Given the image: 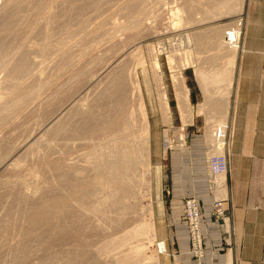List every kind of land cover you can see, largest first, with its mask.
Segmentation results:
<instances>
[{"label": "rangeland", "instance_id": "1", "mask_svg": "<svg viewBox=\"0 0 264 264\" xmlns=\"http://www.w3.org/2000/svg\"><path fill=\"white\" fill-rule=\"evenodd\" d=\"M38 1L39 2L42 1V2H40V3H42L40 6L43 7V10L45 12L50 11V12H52V14L54 13L53 14L54 16L58 12L55 17H53V15L51 14L50 19L51 18L52 19L51 20L48 19V21L50 20L49 23L47 22V20H46V22L44 21L45 24H47V23L49 24V25H45V27H47L45 30H44L45 27L44 28L42 27V26H44V24H42L43 20L41 22L39 21L38 12L36 13V15H37V17H36L35 10H32L34 8L33 5H32L33 8H32V6H30V7H28L29 9L25 8V9H23V11L19 9V12L16 15L17 18H16V16L12 17V16H14V15H12L13 13L5 12V10L0 11V21H1V19L4 20L9 15V19L7 17L5 19V21L1 22V24H0L1 25L0 28L4 30V31L3 30L1 31V29H0V31H1L0 32V39L1 38L3 39V37L6 35L4 37V40L6 41L8 39L6 41V42L9 41L8 43H10V41H11V44H12L11 47H15L17 44L19 46L20 44L26 42V40L28 43L32 42V44H40V42L42 43L44 41L48 47L50 46L48 48L50 50L48 51V49H47L48 52H47V54L44 55V59H43V60L47 61V64L45 65L46 71H45L44 77L46 78L47 83L50 82L49 88L43 94V98L44 99L47 98V102L44 104L42 103L40 105V107L38 105L31 106L30 107L31 109L29 108V112L31 111V114L29 113L28 116L25 115V117L22 115L21 116L19 115V117L15 118L16 122H13V123L9 122L8 124H6L7 122H0V152H1L0 153V156H1L0 157V161H1L0 162L1 163L0 164V212H1L0 213V264H10V263L13 264L15 262L14 257L24 258V257H28V255H30V256L34 255V256H32V257L29 256V258H27V261H24V263H20V264H36V263L40 264L42 262H43L42 264H45V263L47 264L48 262H50L52 264L53 263L54 264H113L114 263L113 259L123 258L122 253H126V251H124L125 247L128 248L131 245H137L138 243H140L142 241V239H141L142 237H138V238H135L133 236L121 237L123 234L128 232L130 230V228H132L134 226L133 224H135V225L138 224L140 222V220H142V219H146V220L150 221L151 223L155 224L156 229H157L156 239H154L155 242H154V240L152 243L149 242L150 238L146 239V237H145V239L143 238L144 241L141 242L144 244H146L145 242H147V244L145 246H149V247H147V248H149L148 249L149 251L147 250L146 253L144 252V255L142 257V258H145V259H143L145 261V262H143V264H148V263L149 264H180V262L178 263L176 260V252H174L172 240H170V233L172 232V227H171V223H170L169 217H168V209H167L168 208V195H167L168 186H167V179H166L169 155L177 147H180V146L181 147H187V146H190L191 144H193L194 141H203L204 145H205V156H206L207 169H208V154L210 153V150H211L210 141L212 138L211 137L212 134H209V133H211V131H213L214 128L217 127L218 125L221 127H226V125H229V126L232 125L233 116H234L235 81H236V75H237V70H238V60H239L240 49L237 52L236 50H232L233 48L229 49V48L225 47V45H226L225 39H226V33L229 30L234 31L237 34L241 33V39H242V36L244 33L243 17L245 14V7H246V1L247 0H236V1L235 0H227V1L226 0H155V1L154 0H146V2L144 0L145 3L143 2V0H140V1L139 0H115V1L114 0H102L100 2H99V0H96V2H94L95 0L94 1L88 0V2H86L87 0H81V1L80 0H74L75 2L77 1L78 4H82V6L77 8L78 10L76 8H74L76 3L72 5V3H74L73 0H72L73 2L70 0L71 1L70 4H69V0H62V1H60V0L59 1L58 0L57 1L56 0H37V2ZM46 1H47V4H44V3H46ZM123 1H125V2H123ZM137 1H138V3H137ZM1 2H3V0H0V4H1ZM66 2L68 4H66ZM89 2H91V3H89ZM97 2H99V4ZM148 2H150V3H148ZM54 3H55V5H54ZM35 4H36V2H35ZM85 4H86V6H85ZM149 4L150 5L153 4V5L150 6ZM50 5H51V7H50ZM52 5L54 6V8H55V6L57 8L58 7L59 8L54 9ZM68 5L70 6L69 8H68ZM135 5H137V6H135ZM238 6H239L240 11H238V9L236 10V8H238ZM84 7L86 8V10L88 12L85 10ZM130 7L134 8L133 11H131V12H130V10L132 8L130 9ZM148 7H150V8H148ZM70 8L73 9V12H72V9L70 11ZM82 9H84V10H82ZM24 10H26V12H24ZM27 10H30V12ZM53 10H56V11H53ZM76 10H77V12L75 14L74 11H76ZM81 10H82V13L80 12ZM177 10H178V12L180 10V12L177 13ZM2 12H4V13H2ZM132 12H134V13H132ZM136 12H138V13H136ZM6 13H9V14L6 15ZM127 13H128V15H127ZM142 13H144V14H142ZM25 14H29L30 16L25 15ZM138 14H139V19H140L139 21H142V24L137 26V27H133L130 30L127 29L129 27L125 28L124 25L129 23L130 18L133 17L134 15L137 17ZM34 15H35V17H34ZM93 15L95 16V18L93 17ZM1 16H2V18H1ZM57 16H59L60 19L57 18ZM104 16H105V18H104ZM28 17H30V18H28ZM20 18H21V20H20ZM56 18L59 20H56ZM16 19H18L17 23L15 21ZM30 19H32V20L28 23V21ZM112 19H113V21H112ZM25 20H26V22H24ZM114 20L117 23L118 22L119 23L116 24V22ZM54 21H55V23H54ZM122 21L123 22L126 21V22L123 23ZM86 22H87V24H85ZM90 22H91V24H89ZM98 22H99V24H98ZM6 23H9V24H6ZM52 23H54V24H52ZM79 23L81 24V26ZM5 24L8 25L7 27L11 28L13 33H12V31L9 30L10 28H7L5 26ZM51 24H52V26H51ZM115 24L119 25V26H123V27L115 29V26H114ZM82 25H83V27H82ZM3 27H6V29L8 31L6 29H4ZM14 27H19L18 29L15 28V33H14ZM37 27H39V28H37ZM40 27L42 29H40ZM49 27L53 31L50 30ZM144 28H146L147 30ZM149 28H150V30H149ZM16 29L18 31H16ZM5 30L7 32H9V31L10 32L6 33ZM19 30L20 31L23 30V32H20ZM27 30H28V32H27ZM115 30H117V31L120 30V32H119V35L117 34L119 37L115 38V40H114L110 37H111L112 33H116ZM30 31H31V36L29 33ZM35 31H36V33H35ZM121 31H125V32H121ZM4 32L6 34L3 36ZM38 32L42 35H40ZM44 32H47V33L45 34ZM49 32H50V34H49ZM81 32H83L85 34H83ZM17 33L18 34L21 33V34L18 35ZM89 33H90V35H89ZM140 33H142V34H140ZM14 34H16V35H14ZM71 34H74V36ZM102 34H104V36ZM9 35H10V37H9ZM26 35L29 38H27ZM86 35H88V36H86ZM138 35H139V37H138ZM32 36H35V37H32ZM38 36L40 39H38ZM56 36H58V37H56ZM98 36H99V39H98ZM128 36L130 38H128ZM46 37H48V38H46ZM70 37H72L71 40H69ZM122 37H123V39H122ZM10 38H11V40H10ZM13 38H15V39H13ZM42 38H44V39H42ZM95 38H96V40H95ZM60 39H62V41ZM64 39L66 40V42ZM117 39H119L120 41L117 42L118 41ZM130 39H131V41H130ZM48 40H50V41L48 42ZM12 41H14V43ZM21 41H22V43H20ZM56 41H58V42H56ZM63 41L65 44H67L68 48L62 54V56H60L61 58H59L58 55L56 54V50L53 48H55L54 46L57 45V43H63ZM124 41H126V43ZM128 41H129V43H128ZM49 43H50V45H49ZM114 43L116 46H114ZM4 44H6V43L4 42ZM89 47L91 49H89ZM117 47H119V48H117ZM138 47H140V49ZM219 47H221V48H219ZM135 49L137 50V53L139 54L138 57L140 56L139 57L141 59L140 61L141 62L143 61V62L140 64L141 67L138 66L139 68L137 69V71L133 72L135 67H136L135 66L136 64L133 61V59L130 58L129 53L136 51ZM71 50H73V51L75 50V52H72ZM121 51L123 52V54L125 52V56H121V58L118 59L117 54L119 55L120 54L119 52H121ZM122 52H121V54H122ZM32 54L28 53V55H30V58L32 60L35 58H36V61L41 59V58L36 56L37 55L36 53H32ZM31 55L33 57H31ZM98 56H100V57H98ZM114 56H115V58H114ZM79 57H80V59H79ZM94 57H96L97 59ZM30 58L28 56V59L31 62L32 60ZM37 58H38V60H37ZM47 58H48V60H47ZM62 58H64L63 61H62ZM66 58H67V60H66ZM77 58L79 61L76 60ZM122 58H123V60H121ZM116 60H119L118 61V64H119L118 69H115L114 71L112 70V71L108 72V74L105 73L106 66L113 64ZM231 60H232L233 64H230ZM110 61H112V62H110ZM70 62L73 64V66ZM120 62H121V64H120ZM57 63H58V66H57ZM64 63L66 64L65 65L66 67H63ZM31 64L33 65V62ZM70 64H71V66H70ZM157 64L159 67L158 69H157V67H155V65H157ZM94 65H95V67H94ZM123 65L126 67V70L124 69L125 67ZM60 66H62V67H60ZM81 67H83V68H81ZM33 68L36 69V68H38V66L36 67L33 65ZM127 70H129V71H127ZM74 71H76V72H74ZM115 71H116V73H115ZM123 71H125V72L127 71V73L124 72L126 74V76L129 74L128 76H129V80L132 83V86H133V84H135V86L133 87L134 90L137 88L136 85L138 86V83L140 86V88L138 86L139 89L137 88L136 91H134V90H133L134 92L132 91L133 95L139 91L138 95H140V96L137 97L136 95H134V99L132 97V99L129 101V104L127 105L128 107H126V108L128 111L131 112L130 114L132 115L133 119H134V117H136L135 119H138L139 113H136V112H137L138 108L141 107L140 110H138V112L141 111V114L146 115V118H145V116H143V120L147 121L148 126H150V131L148 132V135L146 136L147 142H146L145 146L143 148H140V146H139V150L137 149V160H138L137 166L135 164V166L138 167V170H137L138 175H140V176L144 175L145 172L143 173V171H142L144 169V167H146L145 170H147L148 172H146V175H145L146 178L143 181L136 183L135 185L128 186V185H126L125 182L121 183L122 185L120 183H117V185L114 184L113 189L116 190L117 192L124 194V195H127L128 190H129V194L127 196H125L124 200H123L124 205H125V210H124L125 212H122L121 217H120L121 219L118 218L120 215L115 212L114 214L110 215V217L103 218V222L101 219L102 217L100 218V220H101L100 223L103 226V228H100L99 230L94 229L92 227L87 228V225L86 224L84 225V222H82V217L85 215L86 209H89V207H91L90 205L88 207V204H90V203L92 204L93 202L96 201L97 198H99L96 196V194L95 195L92 194V193H95L94 191L99 189V183H98V181L95 182L97 179L94 177L95 174L93 171L87 172V174H85V175H87V177L83 176V178H80V179H84V181H82V183H84L86 180H89L92 182V183L90 182V185H89V187H91L90 190L88 191L86 189V191H85V188H83L82 186L80 187L78 185V183L80 184L81 181H80L79 177H75L74 171L76 169L82 168V167H84L86 169L89 165L88 164L89 163L88 158H90V156H92V160H94L96 158L95 155H100L101 153L104 152V149H105L104 146H109V149H111L112 152L114 153L115 151H117L119 149L120 146H122V144L115 146L114 143L110 142V144L108 145L106 143L107 139L104 138V136H102V135H94V136H88L87 135L86 137H83V138L80 135L75 136V135H77L76 131H77V128H78L79 123H80L79 118L77 117L78 116V110L80 108L79 105L81 102H83L86 99H89L92 96L91 97L92 99H90V100L91 101H93L94 99L96 100V102L94 101L95 106L99 107V105H100L101 107H104L106 105L105 102H106L107 98L112 99V98H109L110 96L108 93H110V91L107 90L108 87H112V85L114 86V84L117 83L116 80H118V79H120V77H122L121 74L123 73ZM58 72H59V75H58ZM85 72H86V74H85ZM224 72H225L226 76L223 75ZM104 73H105V75H104ZM203 73H204V75H203ZM214 73H217V74H215V76H214ZM82 74L85 76H82ZM115 74H116V76L114 77ZM199 74L200 75L202 74L203 76H205V74H207L205 76L206 80L204 79V81L206 82L204 87L205 88L207 87V91H208L207 93H205L203 90L204 89L203 85H202L203 83L199 79V76H200ZM218 74L221 75V77H219ZM79 75H81V76L79 77ZM91 75H93V76H91ZM112 75H113V77H112ZM91 77H92V80H91ZM71 78H72V80L74 78V80L76 82L72 81ZM111 78L112 79L114 78L112 80L113 82L115 81L112 85H111V83H109L112 81L108 80ZM211 78H212V80H208ZM2 79H3V73L0 75V80H2ZM52 80H53V82H52ZM135 80H136V82H135ZM69 81H71L72 83H69ZM103 81H104V86L106 89L104 88V86L102 84ZM87 82H88V85H87ZM80 83H82V84L80 85ZM85 84H86V86H85ZM94 87H97V88L94 89ZM98 87L100 90L98 89ZM102 87H103L104 91L102 90ZM183 88L187 91L188 100H189L188 105L186 103L187 106L184 109L185 112L180 110L181 108L179 105V101H180L179 95L181 92H184ZM54 89H57V90H54ZM109 89L112 91L111 88H109ZM52 91H53V93H52ZM90 91H92V92H90ZM100 91L102 93L103 92L104 93L106 92V93L105 94L103 93V96H102V94H99V93H101ZM140 91H141L142 95L140 94ZM97 92H99V93L97 94ZM86 93L88 94V96L85 95ZM106 94H108V95H106ZM192 94H193V99H192ZM105 95L108 97H106ZM220 96H222V97H220ZM84 97H86V98L84 99ZM140 97H142V98L140 99ZM80 98H81V100H80ZM99 98H100V103L98 101ZM73 99H74V101H73ZM70 100H71V102H70ZM193 100H194V102H193ZM87 101H89V100H87ZM108 101H110V100H107V103H108ZM141 102H143V104ZM98 103H99V105H98ZM139 103H140V105H139ZM102 104H104V105H102ZM141 104H142L143 108H142ZM71 105L72 106L74 105V106L72 107ZM135 105L137 107H135ZM62 107H65L63 109V111H62ZM70 107H72V108H70ZM131 107H132V111L134 112L135 115L130 110ZM37 108H39V109H37ZM76 108L78 109L76 111L77 114H75L76 112L74 113V109L76 110ZM71 109H73V111ZM110 109H112V108H110ZM68 110H70L72 113L70 111L68 112ZM112 110H114V109H112ZM142 110H145L146 113L143 112ZM112 112L117 113V111H112ZM116 113H114V115ZM66 114H67V116H66ZM69 114H71V115H69ZM133 115H134V117H133ZM67 117H69V118H67ZM58 118H60V119H58ZM63 118H66L67 120L64 119V121H63ZM57 119H58V121H57ZM75 119L76 120L78 119L77 122H79V123H77L75 121ZM49 120H50V122H49ZM45 121H48V122H46V124H45ZM219 121H221V122L223 121L221 124H224V126L219 124L218 123ZM57 122H58V124H56ZM59 122L60 123L62 122V123L60 124ZM73 123H75V124H73ZM139 123H140L139 121H138V124L136 123L137 124L136 129L138 130L137 135L141 131V128H138ZM39 124L41 127L39 126ZM43 124H44L45 128H44V126H42ZM29 125H31V126H29ZM35 125H37L36 128H38V129L33 128V127H35ZM49 125H52L54 127L52 128V126H51V129H50ZM55 127L57 129H55ZM71 128H74V129L72 130ZM14 129L15 130L17 129V130L15 131ZM64 129H66V130H64ZM32 130H34V131L31 132ZM47 130H48L49 134L46 133ZM53 130H55L56 132H54ZM51 131H52V133H51ZM61 131H63V132H61ZM66 131H67V133H70V131H71V133L76 132L75 134H73L74 136H71L73 141H72V139L67 140L68 137L66 136V134H67ZM134 131H136V130H134ZM64 132H65V134H64ZM56 133H58V135H59L57 138H56V136H57ZM31 134L32 135L34 134V135L31 136ZM51 134L56 135L55 137H54V135H53V137L51 136L53 138V140H52V138L49 137ZM30 136H31V138H29V140H28V137H30ZM60 136L61 137L65 136V137H63L61 139ZM48 137H49L50 141H48L49 140ZM76 137L78 139H76ZM33 138H35V139H33ZM43 138H45V139H43ZM64 138H66V139L64 140ZM24 141H25V143H24ZM27 141H28V143H27ZM35 141H37V142L35 143ZM42 142H44V143H42ZM68 143L71 145H74V147L69 146ZM21 144H22V147H20ZM66 144H68L66 147L67 151L65 148ZM33 146H34V148H32ZM69 147H71L70 150H69ZM47 148H48V150H47ZM102 148H104V149H102ZM14 150L15 151L17 150V152L14 153ZM63 150H64V152H61ZM94 151H95V153H94ZM101 151H103V152H101ZM105 151H108V150L106 149ZM27 152L29 155H27ZM35 152H36V155L38 157L35 155ZM13 153H14V155L16 154L15 157H14ZM48 154H50V155H48ZM90 154H93V155H90ZM7 155H8L9 160L6 161ZM31 155L32 156L34 155L35 157L34 156L32 157ZM4 156H5V158H4ZM1 158H3L4 160H2ZM36 158H37V160H36ZM21 159H22V161H21ZM19 160L22 163H25L26 165L22 164V163H18V162H20ZM92 160L90 159V161H92ZM16 162H17V164H20V165H17L15 170H10L11 166L13 167L14 165H16ZM85 162L87 163V166H86ZM140 162H142V164H140ZM35 163H37V164H35ZM77 164H79V165H77ZM139 164L141 165V167L143 166L142 167L143 169L141 167H139L140 166ZM9 165H11V166H9ZM66 165H68L69 167ZM35 170H37V171H35ZM33 171H35L36 174ZM208 171H209V169H208ZM56 174H58V175H56ZM36 175L38 177L41 176L40 178L42 180V183L39 184L38 187H36L35 183H34L36 181V178H33ZM67 178H69L68 181L70 183L71 182L74 183V184L72 183V187L68 181L66 182ZM76 178L78 181L76 180ZM22 179L24 181H22ZM52 179L54 180V182ZM64 180H65V182H64ZM65 183H67L66 184L67 186L65 185ZM4 184L6 186H4ZM210 184L212 186L211 193H212L213 202H214V199L216 198V193H214V191H213V189H214L213 188L214 187L213 178H211ZM74 185H77V186H74ZM227 186H228V183H227ZM69 187H71V188H69ZM75 187H77V188L79 187L80 191H78L77 188L75 189ZM42 188H43V190H42ZM73 189L77 190V191H74ZM49 190H50V193H48ZM92 190H93V192H92ZM118 190H120V191H118ZM226 190H227V193H226L227 199H226L225 203L228 201V198H229L228 187H226ZM60 191H61V194H60ZM87 192L92 194V196L88 195L89 193H87ZM100 193H101V191L99 193H97L98 196ZM30 195L34 196V200H33L34 202L29 203V201H28V203H27L24 199L27 196H28V198H30L31 197ZM93 195H94V197H93ZM124 195H122V196H124ZM89 197L96 198V199H93L95 201L91 200V202H89L90 201ZM100 197L102 198L101 195H100ZM84 198L87 200V202ZM187 199H190V198H186L185 200H187ZM185 200L183 201V207H184ZM79 201H81L82 203L81 202L79 203ZM84 202H86V203H84ZM50 204L52 206H50ZM66 204H68V206ZM46 205L48 206L47 207V209H48L47 214L52 216V217H50L51 220L53 218V220L51 221L52 225H55V223L58 222L60 224L59 225L60 229L58 231V228H59L58 227L57 230L54 231L52 228L53 226L51 227V223H49L50 225L47 224L46 226L40 224L39 227L41 229H39V227L36 226L38 229L35 227L34 230L32 229V231H35V233L40 232V234L42 236L40 237V239L38 241L34 237H33V239L28 237L29 238V241H28L29 244L27 242H26L27 246H26V244H24L25 247L27 248V250H26L23 247H21L22 245L20 246L18 244L23 239V237H24V239L25 238L27 239V236L25 235V234H28L27 232H29L28 235L31 234V232L29 231L30 226H29V221H28L27 215H29L31 213L29 211H31L32 208L34 211L35 208L36 209H38L39 207L44 208ZM65 205H66V207H65ZM82 205L86 208L82 207V210H81L80 207ZM200 205H201V203H200ZM212 206H213V204H212ZM58 207H61V208L58 209ZM64 209L67 211H65ZM49 211H51V212H49ZM82 211H84V212H82ZM81 213H83V215ZM212 213H213V210H212ZM117 214H118V216H115ZM67 215L69 218L67 217ZM212 217H213V215H212ZM95 218L97 219V216ZM98 218H99V216H98ZM229 218H230V224H231V217L229 216ZM67 219H69V220H67ZM109 220H113L115 222L117 220V222L116 223L113 222L111 224V226H109L108 224L111 223V222H109ZM120 220H122L123 223ZM107 222H109V223H107ZM118 222H120V223H118ZM184 222L186 224L185 213H184ZM106 223H107V225H106ZM220 223L223 225L222 222H220ZM186 228H187V225H186ZM230 228L231 227L229 225V233H230ZM127 229H129V230H127ZM61 230H63V231H61ZM202 230H203V227H202ZM225 230H226V228H225ZM187 231H188V228H187ZM18 232H19V234H18ZM229 233L226 231V234H229ZM21 236H23V237H21ZM55 236H56V238H55ZM188 236H189V231H188ZM203 237H204V232H203ZM119 239H122V240L118 241ZM39 241H40V243H39ZM22 242H24V241L22 240ZM148 242L150 243V245ZM110 243H112V244H110ZM161 243H165V247H166V249H165L166 251L162 252V253L160 252V248H159ZM108 244H110V245H108ZM113 244H115V246ZM112 246H114V250L110 251L109 253H106L104 251H100V248H102V247H107L111 250ZM204 246H205V238H204ZM20 247L22 249H24V250H22L23 252L26 251L25 252L26 254L24 253L25 255L21 252ZM74 248H77V249H74ZM226 248H227V243L225 245V249ZM34 249L37 252H35V251L32 252L34 254L28 253ZM189 249H190V255H191L190 236H189ZM205 251H206V249H205ZM38 253H39V255H38ZM54 253H55V255H54ZM48 254H49V256H48ZM82 254H84L85 256ZM96 254H98L100 258L98 256H96ZM153 256H154V258H153ZM49 257H51V258H49ZM56 257H59V259ZM44 258L45 259L47 258V259L45 260ZM55 258L57 259L56 261H54ZM192 258L194 260H196L198 264L199 263L203 264L202 260L199 262L197 259H195V257L192 256ZM50 259H52V260L50 261ZM158 260H159V263L157 262ZM146 262H148V263H146ZM119 264H121V262H119ZM128 264H132V263H128Z\"/></svg>", "mask_w": 264, "mask_h": 264}, {"label": "bare ground", "instance_id": "2", "mask_svg": "<svg viewBox=\"0 0 264 264\" xmlns=\"http://www.w3.org/2000/svg\"><path fill=\"white\" fill-rule=\"evenodd\" d=\"M57 1V0H56ZM59 1V0H58ZM60 1H62V0H60ZM72 1V0H71ZM70 0H69V4H70V2H71ZM74 1V0H73ZM72 1V2H73ZM81 1V0H80ZM79 1V2H80ZM89 1H91V0H89ZM92 1H94V0H92ZM100 1H102V0H99V2ZM115 1V0H114ZM140 1V0H139ZM155 1V0H154ZM227 1V0H226ZM236 1V0H235ZM35 2H36V4H35ZM40 2H42V1H40ZM39 1L37 2V0H3V2H1V8H0V11H2V10H5V12H10V13H13L12 15H14V16H12V17H15L16 15H17V13L19 12V9L20 10H22L23 11V9H25V8H27V9H29L28 7H30V6H34V8H33V6H32V10H35V15H36V13L38 12V15H39V21L41 22L42 20V24H44V26H42L43 28L45 27V25H49L48 23L50 22V20L52 19H50V16H51V14H52V12H50V11H47V12H45L44 10H43V7L42 6H40L42 3H40ZM85 2V1H84ZM86 2H88V0L86 1ZM94 2H96V0L94 1ZM93 2V3H94ZM99 2H97L98 4H99ZM123 2H125V1H123ZM143 2H144V0H143ZM145 2H146V0H145ZM144 2V3H145ZM57 3V2H56ZM76 3V4H75ZM89 3H91V2H89ZM102 3V2H101ZM137 3H138V1H137ZM148 3H150V2H148ZM154 3V2H153ZM44 4H47V1H46V3H44ZM51 4V3H50ZM53 4V3H52ZM66 4H68L67 2H66ZM73 4H75V7L74 8H79L80 6H82V4H78V2L76 1H74V3H72V5ZM231 4V3H230ZM54 5H55V3H54ZM97 5V4H96ZM102 5V4H101ZM108 5V4H107ZM120 5V4H119ZM131 5V4H130ZM141 5V4H140ZM144 5V4H143ZM150 5V4H149ZM153 5V4H152ZM152 5H150V6H152ZM178 5V4H177ZM44 6V5H43ZM53 6V5H52ZM85 6H86V4H85ZM133 6V5H132ZM135 6H137V5H135ZM139 6V5H138ZM231 6V5H230ZM240 6V5H239ZM239 6H238V8H236V10L238 9V11H240L239 10ZM50 7H51V5H50ZM67 7V6H66ZM70 6L68 5V8H69ZM88 7V6H87ZM114 7V6H113ZM128 7V6H127ZM145 7V6H144ZM190 7V6H189ZM217 7V6H216ZM232 7V6H231ZM45 8V7H44ZM49 8V7H48ZM47 8V9H48ZM53 8H54V6H53ZM55 8L56 9H58L56 6H55ZM54 8V9H55ZM61 8V7H60ZM73 8V7H72ZM72 8H70V11H71V9ZM83 8V7H82ZM85 8V7H84ZM117 8V7H116ZM126 8V7H125ZM132 8V9H131ZM141 8V7H140ZM148 8H150V7H148ZM63 9V8H62ZM113 9V8H112ZM130 12L131 11H133V7H130ZM52 10V9H51ZM66 10V9H65ZM64 10V11H65ZM78 10V9H77ZM77 10L76 11H74L75 12V14H76V12H77ZM82 10H84V9H82ZM82 10L80 11L81 13H82ZM85 10H86V8H85ZM95 10V9H94ZM119 10V9H118ZM122 10V9H121ZM129 10V9H128ZM139 10V9H138ZM137 10V11H138ZM234 10V9H233ZM21 11V12H22ZM27 11H29L30 12V10H27ZM53 11H56V10H53ZM63 11V12H64ZM87 11V10H86ZM136 11V10H135ZM145 11V10H144ZM143 11V12H144ZM149 11V10H148ZM16 12V13H15ZM24 12H26V10H24ZM34 12V11H33ZM68 12V11H67ZM72 12H73V9H72ZM88 12V11H87ZM90 12V11H89ZM94 12V11H93ZM119 12V11H118ZM139 12V11H138ZM138 12H136V13H138ZM179 12H180V10H179ZM178 12V10H177V13H179ZM185 12V11H184ZM2 13H4V12H2ZM28 13V12H27ZM58 13V12H57ZM57 13H56V15H57ZM65 13V12H64ZM79 13V12H78ZM125 13V12H124ZM129 13V12H128ZM128 13H127V15H128ZM132 13H134V12H132ZM131 13V14H132ZM9 13H6V15H8ZM30 14V13H29ZM29 14H25V15H28V16H30ZM54 14V13H53ZM52 14V15H53ZM67 14V13H66ZM89 14V13H88ZM142 14H144V13H142ZM174 14V13H173ZM2 15V14H1ZM21 15V14H20ZM35 15H34V17H35ZM55 15V16H56ZM59 15V14H58ZM74 15V14H73ZM124 15V14H123ZM3 16V15H2ZM2 16H1V18H2ZM19 16V15H18ZM32 16V15H31ZM54 15H53V17H55ZM64 16V15H63ZM66 16V15H65ZM80 16V15H79ZM92 16V15H91ZM100 16V15H99ZM121 16V15H120ZM133 16V15H132ZM135 16V15H134ZM131 17L130 18V20H129V23L128 24H126V25H124L125 26V28H127V27H129V28H127V29H131V28H133V27H137V26H139V25H141L142 24V21H139L140 19H139V14L137 15V17L135 16V17ZM8 17V19H9V15L7 16ZM6 17V18H7ZM27 17V16H26ZM36 17H37V15H36ZM93 17L95 18V16L93 15ZM124 17V16H123ZM130 17V16H129ZM142 17V16H141ZM140 17V18H141ZM5 18V17H4ZM5 18V19H6ZM16 18H17V16H16ZM28 18H30V17H28ZM33 18V17H32ZM57 18H59V16H57ZM56 18V20H59V19H57ZM93 18V19H94ZM104 18H105V16H104ZM117 18V17H116ZM144 18V17H143ZM5 19L3 20V19H1V21H0V24H1V22H3V21H5ZM7 19V20H8ZM12 19V18H11ZM14 19V18H13ZM26 19V18H25ZM34 19V18H33ZM48 19H50L49 21H48ZM55 19V18H54ZM66 19V18H65ZM70 19V18H69ZM68 19V20H69ZM6 20V21H7ZM18 19H16L15 21H16V23L18 22L17 21ZM20 20H21V18H20ZM19 20V21H20ZM32 19H30L29 21H28V23L31 21ZM35 20V19H34ZM46 20H47V24H45V22H46ZM109 20V19H108ZM116 20V19H115ZM114 20V21H115ZM161 20V19H160ZM172 20V19H171ZM14 21V20H13ZM23 21V20H22ZM21 21V22H22ZM45 21V22H44ZM76 21V20H75ZM87 21V20H86ZM103 21V20H102ZM112 21H113V19H112ZM127 21V20H126ZM125 21V22H126ZM150 21V20H149ZM12 22V21H11ZM24 22H26V20L24 21ZM33 22V21H32ZM31 22V23H32ZM92 22V21H91ZM91 22L89 23V24H91ZM101 22V21H100ZM116 22V21H115ZM114 22V23H115ZM123 22V21H122ZM125 22H123V23H125ZM141 22V23H140ZM148 22V21H147ZM15 23V24H16ZM30 23V24H31ZM37 23V22H36ZM54 23H55V21H54ZM54 23H52V24H54ZM68 23V22H67ZM113 23V22H112ZM119 23V22H118ZM117 22H116V24H118ZM6 24H9V23H6ZM5 24V26L7 27L8 25H6ZM25 24V23H24ZM38 24V23H37ZM41 24V23H40ZM52 24H51V26H52ZM60 24V23H59ZM76 24V23H75ZM80 24V23H79ZM78 24V25H79ZM85 24H87V22L85 23ZM84 24V25H85ZM98 24H99V22H98ZM109 24V23H108ZM114 25L115 26V29H118V28H121V27H123V26H119V25ZM11 25V24H10ZM21 25V24H20ZM36 25V24H35ZM39 25V24H38ZM37 25V26H38ZM64 25V24H63ZM71 25V24H70ZM107 25V24H106ZM1 26V25H0ZM12 26V25H11ZM25 26V25H24ZM31 26V25H30ZM34 26V25H33ZM58 26V25H57ZM80 26H81V24H80ZM148 26V25H147ZM172 26V25H171ZM6 27H3L4 29H6ZM56 27V26H55ZM69 27V26H68ZM76 27V26H75ZM79 27V26H78ZM82 27H83V25H82ZM85 27V26H84ZM89 27V26H88ZM87 27V28H88ZM91 27V26H90ZM109 27V26H108ZM7 28H10V27H7ZM15 28H19V27H14V33H15ZM37 28H39V27H37ZM47 27H45L44 28V30L46 29ZM50 28V27H49ZM48 28V29H49ZM93 28V27H92ZM101 28V27H100ZM104 28V27H103ZM165 28V27H164ZM1 29V28H0ZM16 29V31H18ZM23 29V28H22ZM25 29V28H24ZM35 29V28H34ZM40 29H42L41 27H40ZM62 29V28H61ZM89 29V28H88ZM96 29V28H95ZM99 29V28H98ZM144 29H146V28H144ZM154 29V28H153ZM3 29H1V31H2ZM7 30V29H6ZM5 30V32L6 33H9L10 31H12L11 30V28L9 29L10 31L9 32H7ZM29 30V29H28ZM28 30H27V32H28ZM33 30V29H32ZM43 30V31H44ZM50 30H52L51 28H50ZM64 30V29H63ZM73 30V29H72ZM79 30V29H78ZM107 30V29H106ZM111 30V29H110ZM147 30V29H146ZM149 30H150V28H149ZM0 31V32H1ZM4 31V30H3ZM20 31V30H19ZM53 31V30H52ZM80 31V30H79ZM85 31V30H84ZM113 31V30H112ZM111 31V32H112ZM116 31V33H112V35H111V37L110 38H112V39H114L115 40V38H118L119 36V32H120V30L119 31H117V30H115ZM144 31V30H143ZM4 32V34H3V36L6 34ZM20 32H23V30L22 31H20ZM67 32V31H66ZM93 32V31H92ZM102 32V31H101ZM105 32V31H104ZM103 32V33H104ZM121 32H125V31H121ZM130 32V31H129ZM12 33H13V31H12ZM25 33V32H24ZM30 33V36H31V31L29 32ZM33 33V32H32ZM35 33H36V31H35ZM39 33V32H38ZM45 34L47 33V32H44ZM54 33V32H53ZM62 33V32H61ZM81 33H83V32H81ZM138 33V32H137ZM136 33V34H137ZM11 34V33H10ZM18 34V33H17ZM19 34H21V33H19ZM18 34V35H19ZM40 34V33H39ZM38 34V35H39ZM49 34H50V32H49ZM76 34V33H75ZM83 34H85V33H83ZM118 34V35H117ZM140 34H142V33H140ZM12 35V34H11ZM14 35H16V34H14ZM24 35V34H23ZM34 35V34H33ZM40 35H42V34H40ZM68 35V34H67ZM71 35H73L74 36V34H71ZM89 35H90V33H89ZM97 35V34H96ZM103 36H104V34H102ZM109 35V34H108ZM107 35V36H108ZM132 35V34H131ZM2 36V35H1ZM2 36V37H3ZM6 36V35H5ZM4 36V37H5ZM13 36V35H12ZM25 36V35H24ZM27 36V35H26ZM69 36V35H68ZM86 36H88V35H86ZM134 36V35H133ZM137 36V35H136ZM4 37H3V39L1 38L0 39V75L3 73V79L2 80H0V122H7L6 124H8L9 122L10 123H13V122H16L15 121V118L16 117H19V115L21 116H24L25 117V115H27L28 116V114L30 113L31 114V111L29 112V108L31 107V106H33V105H38L39 107H40V105L43 103H46L47 102V98L46 99H44L43 98V94L46 92V90L49 88V84H50V82L49 83H47L46 81V78L44 77V75H45V71H46V69H45V65L47 64V61L46 60H43L44 59V55L45 54H47V52L50 50V49H48L49 47L47 46V44L43 41L42 43L40 42V44H32V42H30V43H28L27 42V40H26V42H24V43H22V41L20 42V43H22V44H20L19 46H18V44L15 46V47H11L12 46V44H11V41H10V43H8V42H6L5 40H4ZM9 37H10V35H9ZM8 37V38H9ZM32 37H35V36H32ZM49 37V36H48ZM48 37H46V38H48ZM56 37H58V36H56ZM63 37V36H62ZM65 37V36H64ZM138 37H139V35H138ZM7 38V37H6ZM5 38V39H6ZM17 38V37H16ZM27 38H29L28 36H27ZM50 38V37H49ZM71 38L72 37H70V39L69 40H71ZM79 38V37H78ZM128 38H130L129 36H128ZM224 38V37H223ZM13 39H15V38H13ZM38 39H40L39 38V36H38ZM42 39H44V38H42ZM67 39V38H66ZM98 39H99V36H98ZM109 39V38H108ZM122 39H123V37H122ZM121 39V40H122ZM127 39V38H126ZM10 40H11V38H10ZM30 40V39H29ZM57 40V39H56ZM59 40V39H58ZM61 41H62V39H60ZM65 40V39H64ZM77 40V39H76ZM95 40H96V38H95ZM106 40V39H105ZM118 40V41H117ZM116 41L117 42H119L120 40L119 39H117ZM226 40V39H225ZM20 41V40H19ZM46 41V40H45ZM50 40H48V42H49ZM94 41V40H93ZM115 41V42H116ZM123 41V40H122ZM130 41H131V39H130ZM141 41V40H140ZM4 42L6 43V44H4ZM13 43H14V41H12ZM56 42H58V41H56ZM65 42H66V40H65ZM71 42V41H70ZM80 42V41H79ZM82 42V41H81ZM85 42V41H84ZM95 42V41H94ZM125 43H126V41H124ZM19 43V42H18ZM51 43V42H50ZM50 43H49V45H50ZM54 43V42H53ZM52 43V44H53ZM98 43V42H97ZM128 43H129V41H128ZM212 43V42H211ZM117 44V43H116ZM121 44V43H120ZM225 47H227V48H229V49H232V50H236L237 52L239 51V49H240V46L239 45H237V44H229L227 41L225 42ZM93 45V44H92ZM111 45V44H110ZM114 46H116L115 45V43H114ZM53 47V46H52ZM55 48H53V49H55L56 50V54L58 55V57L59 58H61L60 56H62V54L66 51V49L68 48V46H67V44H65L64 43V41H63V43H57V45H55L54 46ZM126 47V46H125ZM128 47V46H127ZM131 47V46H130ZM83 48V47H82ZM87 48V47H86ZM117 48H119V47H117ZM139 49H140V47H138ZM219 48H221V47H219ZM242 48V47H241ZM47 49H48V51H47ZM89 49H91L90 47H89ZM102 49V48H101ZM111 49V48H110ZM127 49V48H126ZM77 50V49H76ZM88 50V49H87ZM136 50V49H135ZM231 50V51H232ZM54 51V50H53ZM72 52H75V50L73 51V50H71ZM81 51V50H80ZM125 51V50H124ZM55 52V51H54ZM69 52V51H68ZM71 52V53H72ZM113 52V51H112ZM122 52V51H121ZM121 52H119L120 54L118 55L117 53V58L118 59H120L121 58V56H125V52H124V54H123V52H122V54H121ZM28 53H36L35 55L37 56V57H39V58H41L40 60H38V58H37V60L38 61H36V58L35 59H31L30 58V55H28ZM85 53V52H84ZM98 53V52H97ZM142 53V52H141ZM52 54V53H51ZM70 54V53H69ZM95 54V53H94ZM109 54V53H108ZM33 55V54H32ZM31 55V57H33ZM50 55V54H49ZM99 55V54H98ZM129 55H130V58H132L133 59V61L135 62V69H134V71L133 72H135V71H137V69L139 68V67H141V63L143 62H141L140 60V56L138 57V53H137V50L136 51H134V52H132V53H129ZM227 55V54H226ZM28 56H29V58L32 60L31 62L29 61V59H28ZM35 56V57H36ZM53 56V55H52ZM83 56V55H82ZM97 56V55H96ZM107 56V55H106ZM149 56V55H148ZM46 57V56H45ZM65 57V56H64ZM98 57H100V56H98ZM230 57V56H229ZM74 58V57H73ZM72 58V59H73ZM82 58V57H81ZM93 58V57H92ZM94 58H96V57H94ZM106 58V57H105ZM114 58H115V56H114ZM139 58V59H138ZM53 59V58H52ZM63 59L64 58H62V61H63ZM75 59V58H74ZM79 59H80V57H79ZM97 59V58H96ZM126 59V58H125ZM124 59V60H125ZM47 60H48V58H47ZM66 60H67V58H66ZM76 60H78V58L76 59ZM121 60H123V58L121 59ZM74 61V60H73ZM79 61V60H78ZM118 61L119 60H116L113 64H111V65H108V66H106V68H105V73H107L108 74V72H110V71H114L115 69H118V66H119V64H118ZM33 62V65L34 66H38V68H36V69H34L33 68V65L31 64ZM72 62V61H71ZM70 62V63H71ZM76 62V61H75ZM74 62V63H75ZM98 62V61H97ZM110 62H112V61H110ZM109 62V63H110ZM124 62V61H123ZM59 63V62H58ZM58 63H57V66H58ZM62 63V62H61ZM68 63V62H67ZM130 63V62H129ZM72 64V63H71ZM71 64H70V66H71ZM92 64V63H91ZM120 64H121V62H120ZM125 64V63H124ZM230 64H233V62H232V60L230 61ZM66 64L64 63V66L63 67H66L65 66ZM72 66H73V64H72ZM79 66V65H78ZM77 66V67H78ZM124 66V65H123ZM122 66V67H123ZM129 66V65H128ZM139 66V67H138ZM44 67V68H43ZM60 67H62V66H60ZM69 67V66H68ZM67 67V68H68ZM94 67H95V65H94ZM125 67V66H124ZM133 67V66H132ZM155 67H157V69L159 68L158 67V64L157 65H155ZM231 67V66H230ZM33 68V69H32ZM66 68V69H67ZM81 68H83V67H81ZM134 68V67H133ZM229 68V67H228ZM69 69V68H68ZM90 69V68H89ZM121 69V68H120ZM125 70H126V67L124 68ZM231 69V68H230ZM52 70V69H51ZM77 70V69H76ZM101 70V69H100ZM132 70V69H131ZM53 71V70H52ZM51 71V72H52ZM95 71V70H94ZM103 71V70H102ZM101 71V72H102ZM121 71V70H120ZM127 71H129V70H127ZM127 71L125 72V71H123V73L121 74L122 75V77H120L119 75V77H120V79H118V80H116L117 81V83L116 84H114V86L112 85L114 82L112 81L113 79L111 78V79H108V80H111L112 82H109V83H111V85H112V87H108V89L107 90H109L110 91V93H108L109 94V98H112V99H108L107 98V100H110V101H108V103H107V100H106V105L104 106V107H101L100 105H99V103H100V98H99V103H98V105H99V107H97V106H95V102H96V100L94 99L93 101H91L90 99H92L91 97L89 98V99H86V100H84L83 102H81L80 103V105H79V110L76 108V110L74 109V113L78 110V118H79V121H80V123L79 122H77V120L75 119V121L77 122V123H79V126H78V128H77V135H75V136H78V135H80L82 138L83 137H86L87 135L88 136H94V135H102V136H104V138H106L107 139V141H106V143L109 145L110 144V142H112V143H114V145L115 146H117V145H120V144H122V146H120L119 147V149L117 150V151H115L114 153L112 152V150L111 149H109V146H104L105 147V149L104 148H102V149H104V152L103 151H101V152H103V153H101L100 155H95L96 156V158L94 159V160H92V156H90V155H93L94 153H95V151H94V153L93 154H90L89 156H90V158H88L89 159V165H88V167L85 169L84 167H82V168H78V169H76L75 171H74V175H75V177H79V179L80 178H83V176H85V177H87V175H85V174H87V172H89V171H93L94 172V174H95V178L97 179L95 182H97L98 181V183H99V189H97L96 191H94L95 193H92V194H96V196L97 197H99V198H92V197H89L90 198V201L89 202H91V200H93V199H96V201L95 200H93V201H95V202H93L92 204L90 203V204H88V207H89V205L91 206V207H89V209H86V212H85V215L82 217V222H84V225L86 224L87 225V228H89V227H92V228H94V229H100V228H103V226L101 225V223H100V218L102 219V222H103V218H108V217H110V215H112V214H114L115 212L116 213H118L120 216L118 217L119 219H121L120 217H121V214H122V212H125L124 210H125V205H124V202H123V200H124V197L125 196H127L128 194H129V190H128V194L127 195H124V194H122V193H120V192H117L116 190H114L113 188V186H114V184H116L117 185V183H126V185H128V186H132V185H135L136 183H139V182H141V181H143L146 177H145V175H146V172H148L147 170H145L146 169V167H144V169L141 167V165L140 164H142V162H140V166L139 167H141L143 170V173H144V175H138L137 173H138V167H136L137 166V149L139 150V146H140V148H143L144 146H145V144H146V136L148 135V132L150 131V126H148V122L147 121H144L143 120V116H145V118H146V115H143V114H141V111H139L138 112V110H140V108H138V110H137V112L136 113H139L138 114V119H135L136 117H134V112L132 111V107H131V111L133 112V117H134V119L132 118V115L130 114L131 112L130 111H128L127 110V108L126 107H128L127 105L129 104V101L132 99V97H133V99H134V95H136L137 97H139L140 95H138V93H139V91L136 93V94H134L133 95V93H132V91L134 90L133 89V87L135 86V84H133V86H132V83H131V81L129 80V74L126 76V74L125 73H127ZM74 72H76V71H74ZM84 72V71H83ZM90 72V71H89ZM93 72V71H92ZM99 72V71H98ZM100 72V73H101ZM125 72V73H124ZM201 72V71H200ZM61 73V72H60ZM82 73V72H81ZM105 73H104V75H105ZM115 73H116V71H115ZM131 73V72H130ZM218 73V72H217ZM217 73H214V76H215V74H217ZM220 73V72H219ZM230 73V72H229ZM62 74V73H61ZM84 74V73H83ZM82 74V76H85V75H83ZM85 74H86V72H85ZM88 74V73H87ZM90 74V73H89ZM132 74V73H131ZM134 74V73H133ZM58 75H59V72H58ZM63 75V74H62ZM78 75V74H77ZM99 75V74H98ZM111 75V74H110ZM200 75V74H199ZM203 75H204V73H203ZM202 74L199 76V79L201 80V82L203 83L202 85H203V90H204V92L205 93H207L208 91H207V87L205 88L204 86H205V81H204V79L206 80V78H205V76L207 75V74H205V76H203ZM223 75H225V72H224V74ZM81 75H79V77H80ZM91 76H93V75H91ZM116 76V74L114 75V77ZM134 76V75H133ZM218 76L219 77H221V75H219L218 74ZM226 76V75H225ZM48 77V76H47ZM96 77V76H95ZM111 77V76H110ZM112 77H113V75H112ZM131 77V76H130ZM212 77V76H211ZM217 77V76H216ZM223 77V76H222ZM230 77V76H229ZM82 78V77H81ZM85 78V77H84ZM109 78V77H108ZM214 78V77H213ZM66 79V78H65ZM94 79V78H93ZM105 79V78H104ZM131 79V78H130ZM221 79V78H220ZM68 80V79H67ZM71 80H72V78H71ZM77 80V79H76ZM91 80H92V77H91ZM90 80V81H91ZM208 80H212V78L211 79H208ZM217 80V79H216ZM215 80V81H216ZM72 81H75L74 80V78H73V80ZM89 81V82H90ZM100 81V80H99ZM52 82H53V80H52ZM51 82V83H52ZM67 82V81H66ZM76 82V81H75ZM134 82V81H133ZM135 82H136V80H135ZM219 82V81H218ZM221 82V81H220ZM229 82V81H228ZM68 83V82H67ZM69 83H72L71 81H69ZM74 83V82H73ZM82 83H80V85H81ZM97 84V83H96ZM103 86H104V81H103ZM137 84V83H136ZM67 85V84H66ZM87 85H88V82H87ZM106 85V84H105ZM77 86V85H76ZM85 86H86V84H85ZM97 86V85H96ZM138 86H139V83H138ZM138 86L136 85V87L138 88ZM216 87V86H215ZM228 87V86H227ZM95 88H97V87H94V89ZM104 88H105V86H104ZM109 88H111L112 89V91L109 89ZM136 88V89H137ZM139 88H140V86H139ZM138 88V89H139ZM185 88V87H184ZM183 88V91L184 92H181L180 93V95H179V105H180V110H182L183 112H185L184 111V109L186 108V106L188 105V93H187V91L185 90ZM63 89V88H62ZM98 89H99V87H98ZM106 89V88H105ZM136 89L134 90V91H136ZM206 89V90H205ZM227 89V88H226ZM54 90H57V89H54ZM66 90V89H65ZM93 90V89H92ZM100 90V89H99ZM102 90H103V87H102ZM219 90V89H218ZM59 91V90H58ZM70 91V90H69ZM81 91V90H80ZM85 91V90H84ZM104 91V90H103ZM133 91V92H134ZM221 91V90H220ZM90 92H92V91H90ZM101 92V91H100ZM217 92V91H216ZM227 92V91H226ZM229 92V91H228ZM52 93H53V91H52ZM67 93V92H66ZM70 93V92H69ZM99 92H97V94H98ZM104 93V92H103ZM103 93L101 92V93H99V94H102V96H103ZM106 93V92H105ZM104 93V94H105ZM204 93V94H205ZM92 94V93H91ZM108 94H106V95H108ZM140 94H141V91H140ZM178 94V93H177ZM217 94V93H216ZM219 94V93H218ZM59 95V94H58ZM86 96H88V94L86 93L85 94ZM105 95V96H106ZM142 95V94H141ZM67 96V95H66ZM83 96V95H82ZM99 96V95H98ZM206 96V95H205ZM48 97V96H47ZM101 97V96H100ZM106 97H108V96H106ZM167 97V96H166ZM220 97H222V96H220ZM51 98V97H50ZM62 98V97H61ZM66 98V97H65ZM75 98V97H74ZM86 97H84V99H85ZM96 98V97H95ZM105 98V97H104ZM103 98V99H104ZM142 97H140V99H141ZM57 99V98H56ZM106 99V98H105ZM211 99V98H210ZM46 100V101H45ZM80 100H81V98H80ZM87 100H89V101H87ZM102 100V99H101ZM61 101V100H60ZM73 101H74V99H73ZM95 101V102H94ZM138 101V100H137ZM140 101V100H139ZM178 101V100H177ZM208 101V100H207ZM49 102V101H48ZM62 102V101H61ZM65 102V101H64ZM69 102V101H68ZM70 102H71V100H70ZM69 102V103H70ZM103 102V101H102ZM52 103V102H51ZM66 103V102H65ZM73 103V102H72ZM79 103V102H78ZM134 103V102H133ZM142 104H143V102H141ZM186 103H187V105H186ZM209 103V102H208ZM50 104V103H49ZM64 104V103H63ZM137 104V103H136ZM142 104H141V106H142ZM2 105V106H1ZM54 105V104H53ZM68 105V104H67ZM77 105V104H76ZM97 105V104H96ZM102 105H104V104H102ZM138 105V104H137ZM139 105H140V103H139ZM69 106V105H68ZM72 106V105H71ZM74 106V105H73ZM72 106V107H73ZM206 106V105H205ZM208 106V105H207ZM72 107H70V108H72ZM135 107H137L136 105H135ZM54 108V107H53ZM65 107H62V111H63V109H64ZM75 108V107H74ZM110 108H112V109H114V110H112V109H110ZM142 108H143V106H142ZM167 108V107H166ZM31 109V108H30ZM33 109V108H32ZM37 109H39V108H37ZM134 109V108H133ZM145 109V108H144ZM189 109V108H188ZM35 110V109H34ZM50 110V109H49ZM72 111H73V109H71ZM38 111V110H37ZM54 111V110H53ZM67 111V110H66ZM70 110H68V112H69ZM112 111H117V113L116 112H114V113H116L115 115H114V113L112 112ZM143 112H145V110H142ZM188 111V110H187ZM51 112V111H50ZM61 112V111H60ZM71 112V111H70ZM66 113V112H65ZM72 113V112H71ZM146 113V112H145ZM144 113V114H145ZM35 114V113H34ZM38 114V113H37ZM50 114V113H49ZM64 114V113H63ZM75 114H77V112L75 113ZM39 115V114H38ZM41 115V114H40ZM57 115V114H56ZM65 115V114H64ZM63 115V116H64ZM69 115H71V114H69ZM66 116H67V114H66ZM65 116V117H66ZM49 117V116H48ZM59 117V116H58ZM72 117V116H71ZM75 117V116H74ZM23 118V117H22ZM53 118V117H52ZM67 118H69V117H67ZM76 118V117H75ZM55 119V118H54ZM58 119H60V118H58ZM58 119H57V121H58ZM64 119H66V118H63V121H64ZM23 120V119H22ZM27 120V119H26ZM47 120V119H46ZM67 120V119H66ZM73 120V119H72ZM28 121V120H27ZM138 121L140 122L139 123V125H138V128H141V131L139 132V134L137 135V124H138ZM26 122V121H25ZM29 122V121H28ZM46 122H48V121H45V124H46ZM49 122H50V120H49ZM223 122V121H222ZM221 121H219L218 123L219 124H221L222 123ZM42 123V122H41ZM60 123V122H59ZM62 123V122H61ZM60 123V124H61ZM137 123V124H136ZM55 124V123H54ZM56 124H58V122L56 123ZM64 124V123H63ZM73 124H75V123H73ZM5 125V124H4ZM38 125V124H37ZM37 125H35V127H33V128H36V126ZM53 125V124H52ZM52 125H49V128L51 129V126ZM70 125V124H69ZM77 125V124H76ZM218 125V124H217ZM222 126H224V124H221ZM29 126H31V125H29ZM39 126H40V124H39ZM42 126H44V124L42 125ZM48 126V125H47ZM56 126V125H55ZM59 126V125H58ZM65 126V125H64ZM216 126V125H215ZM41 127V126H40ZM54 126H52V128H53ZM28 128V127H27ZM44 128H45V126H44ZM47 128V127H46ZM48 128V129H49ZM215 128H218V129H223V127H221V126H217V127H215ZM215 128H214V130H215ZM26 129V128H25ZM36 129H38V128H36ZM41 129V128H40ZM55 129H57L56 127H55ZM61 129V128H60ZM59 129V130H60ZM72 130L74 129V128H71ZM15 130V129H14ZM17 130V129H16ZM15 130V131H16ZM31 130V129H30ZM42 130V129H41ZM58 130V131H59ZM64 130H66V129H64ZM134 130H136V131H134ZM214 130L213 131H211V133H209V134H212V136H213V132H214ZM34 130H32L31 132H33ZM54 132H56L55 130H53ZM24 132V131H23ZM50 132V131H49ZM61 132H63V131H61ZM73 132V131H72ZM43 133V132H42ZM47 134H49L48 133V130H47V132H46ZM51 133H52V131H51ZM59 133V132H58ZM58 133H56L57 134V136L56 135H54V137L56 136V138L59 136L58 135ZM66 133H67V131H66ZM74 132L73 133H71V131H70V133H67L66 134V136L68 137V139L67 140H69V139H72L71 138V136H74L73 134H75ZM12 134V133H11ZM16 134V133H15ZM30 134V133H29ZM45 134V133H44ZM61 134V133H60ZM63 134V133H62ZM64 134H65V132H64ZM72 134V135H71ZM28 135V134H27ZM34 135V134H33ZM32 134H31V136H33ZM46 135V134H45ZM53 135L51 134L49 137L50 138H52L53 137ZM31 136L30 137H28V140H29V138H31ZM47 136V135H46ZM45 136V137H46ZM52 136V137H51ZM101 136V137H102ZM211 136V137H212ZM21 137V136H20ZM49 137H48V139H49ZM61 137V136H60ZM63 137H65V136H63ZM63 137H61V139L63 138ZM11 138V137H10ZM75 138V137H74ZM103 138V139H104ZM12 139V138H11ZM33 139H35V138H33ZM43 139H45V138H43ZM47 139V140H48ZM66 138H64V140H65ZM76 139H78L77 137H76ZM81 139V138H80ZM3 140V139H2ZM27 140V139H26ZM25 140V141H26ZM31 140V139H30ZM38 140V139H37ZM52 140H53V138H52ZM55 140V139H54ZM66 140V141H67ZM14 141V140H13ZM25 141H24V143H25ZM33 141V140H32ZM31 141V142H32ZM48 141H50V139L48 140ZM72 141H73V139H72ZM76 141V140H75ZM16 142V141H15ZM19 142V141H18ZM37 141H35V143H36ZM55 142V141H54ZM86 142V141H85ZM102 142V141H101ZM27 143H28V141H27ZM26 143V144H27ZM42 143H44V142H42ZM46 143V142H45ZM49 143V142H48ZM18 144V143H17ZM23 144V143H22ZM22 144H21V146L20 147H22ZM69 144V143H68ZM68 144H66L65 145V148L67 147V145ZM29 145V144H28ZM31 145V144H30ZM62 145V144H61ZM26 146V145H25ZM35 146V145H34ZM34 146L32 147V148H34ZM41 146V145H40ZM69 146H73L74 147V145H71V144H69ZM111 146V145H110ZM19 147V146H18ZM63 147V146H62ZM80 147V146H79ZM37 148V147H36ZM70 148L71 147H69V150H70ZM81 148V147H80ZM114 148V147H113ZM25 149V148H24ZM29 149V148H28ZM31 149V148H30ZM57 149V148H56ZM64 149V148H63ZM108 150V151H105V150ZM19 150V149H18ZM34 150V149H33ZM47 150H48V148H47ZM22 151V150H21ZM24 151V150H23ZM44 151V150H43ZM66 151H67V148H66ZM141 151V150H140ZM10 152V151H9ZM15 152H17V150L15 151L14 150V153ZM37 152V151H36ZM36 152H35V155H36ZM41 152V151H40ZM61 152H64V150L63 151H61ZM71 152V151H70ZM1 153V152H0ZM14 153H13V155H14ZM21 153V152H20ZM26 153V152H25ZM32 153V152H31ZM38 153V152H37ZM60 153V152H59ZM8 154V153H7ZM42 154V153H41ZM44 154V153H43ZM61 154V153H60ZM16 155V154H15ZM15 155H14V157H15ZM27 155H29L28 154V152H27ZM26 155V156H27ZM48 155H50V154H48ZM79 155V154H78ZM32 156V155H31ZM34 156V155H33ZM32 156V157H33ZM37 156V155H36ZM56 156V155H55ZM66 156V155H65ZM1 157V156H0ZM10 157V156H9ZM13 157V156H12ZM28 157V156H27ZM31 157V158H32ZM35 157V156H34ZM38 157V156H37ZM42 157V156H41ZM40 157V158H41ZM64 157V156H63ZM4 158H5V156H4ZM20 158V157H19ZM53 158V157H52ZM2 160H4L3 158H1ZM12 159V158H11ZM14 159V158H13ZM90 159L92 160V161H90ZM7 160H9L8 159V155H7V159H6V161ZM16 160V159H15ZM34 160V159H33ZM36 160H37V158H36ZM83 160V159H82ZM13 161V160H12ZM20 161V160H19ZM21 161H22V159H21ZM18 162V163H22V162ZM57 161V160H56ZM77 161V160H76ZM1 162V161H0ZM5 162V161H4ZM15 162V161H14ZM53 162V161H52ZM88 162V161H87ZM147 162V161H146ZM86 163V162H85ZM149 163V162H148ZM1 164V163H0ZM7 164V163H6ZM12 164V163H11ZM15 164V163H14ZM22 164H25V163H22ZM33 164V163H32ZM35 164H37V163H35ZM68 164V163H67ZM135 164H136V166H135ZM17 165H20V164H17V162H16V165H14L13 167L11 166V165H9V166H11V169L10 170H15L16 169V166ZM26 165V164H25ZM57 165V164H56ZM77 165H79V164H77ZM147 165V164H146ZM58 166V165H57ZM66 166H68V165H66ZM86 166H87V163H86ZM20 167V166H19ZM69 167V166H68ZM58 168V167H57ZM150 170V169H149ZM4 171V170H3ZM7 171V170H6ZM35 171H37V170H35ZM35 171H33L35 174H36V172ZM70 171V170H69ZM30 172V171H29ZM32 172V173H33ZM39 172V171H38ZM37 172V173H38ZM43 172V171H42ZM66 172V171H65ZM31 173V174H32ZM52 173V172H51ZM63 173V172H62ZM76 173V174H75ZM34 174V175H35ZM101 176H100V175ZM38 175V174H37ZM34 176L33 178H36V181L34 182L35 183V186L36 187H38V185L39 184H41L42 183V180H41V176L40 177H38V176ZM40 175V174H39ZM56 175H58V174H56ZM29 176V175H28ZM55 176V175H54ZM16 177V176H15ZM43 177V176H42ZM49 177V176H48ZM4 178V177H3ZM17 178V177H16ZM20 178V177H19ZM53 178V177H52ZM59 178V177H58ZM43 179V178H42ZM48 179V178H47ZM62 179V178H61ZM66 179V178H65ZM2 180V179H1ZM53 180V179H52ZM69 180V178H67V180H66V182ZM76 180H77V178H76ZM86 180V179H85ZM222 180L223 179H221L220 181H219V184L222 182ZM22 181H24L23 179H22ZM63 181V180H62ZM75 181V180H74ZM78 181V180H77ZM81 181V182H80ZM80 184L78 183V185L81 187H83V188H85V191H86V189L89 191L90 190V188L91 187H89V185H90V182L91 181H89V180H86L84 183H82V181H84V179H80ZM5 182V181H4ZM53 182H54V180H53ZM64 182H65V180H64ZM69 182V181H68ZM11 183V182H10ZM9 183V184H10ZM20 183V182H19ZM25 183V182H24ZM46 183V182H45ZM72 183L73 182H69V184L71 185V187H72ZM92 183V182H91ZM55 184V183H54ZM67 183H65V185H66ZM74 184V183H73ZM76 184V183H75ZM27 185V184H26ZM32 185V184H31ZM53 185V184H52ZM56 185V184H55ZM122 185V184H121ZM4 186H6L5 184H4ZM8 186V185H7ZM10 186V185H9ZM15 186V185H14ZM30 186V185H29ZM67 186V185H66ZM74 186H77V185H74ZM57 187V186H56ZM71 187H69V188H71ZM74 188V187H73ZM77 187H75V189H76ZM78 189V191H80L79 190V187L77 188ZM81 189V188H80ZM123 189V188H122ZM21 190V189H20ZM41 190V189H40ZM42 190H43V188H42ZM45 190V189H44ZM69 190V189H68ZM74 190V189H73ZM53 191V190H52ZM74 191H77V190H74ZM82 191V190H81ZM84 191V192H85ZM101 191V193L99 194V196H98V194L97 193H99ZM118 191H120V190H118ZM44 192V191H43ZM68 192V191H67ZM92 192H93V190H92ZM48 193H50V190H49V192ZM87 193H89V192H87ZM141 193V192H140ZM60 194H61V191H60ZM92 194H88V195H90V196H92ZM46 195V194H45ZM51 195V194H50ZM56 195V194H55ZM86 195V194H85ZM94 195H93V197H94ZM100 195L102 196V198L100 197ZM122 195H124V196H122ZM132 195V194H131ZM19 196V195H18ZM25 196V195H24ZM31 197L30 198H28V196L24 199L27 203H28V201H29V203H31V202H34L33 200H34V196H32V195H30ZM60 196V195H59ZM58 196V197H59ZM95 196V197H96ZM11 197V196H10ZM87 197V196H86ZM137 197V196H136ZM83 198V197H82ZM88 198V197H87ZM92 198V199H91ZM101 198V199H100ZM143 198V197H142ZM36 199V198H35ZM85 199V198H84ZM81 200V199H80ZM86 200V199H85ZM2 201V200H1ZM9 201V200H8ZM4 202V201H3ZM81 201H79V203H80ZM86 202H87V200H86ZM86 202H84V203H86ZM25 203V202H24ZM73 203V202H72ZM82 203V202H81ZM52 204V203H51ZM50 204V206H52ZM67 206H68V204H66ZM66 205H65V207H66ZM134 205V204H133ZM18 206V205H17ZM10 207V206H9ZM32 207V206H31ZM30 207V208H31ZM37 207V206H36ZM47 205L44 207V208H42V207H39L38 209H36L35 208V210L33 211V208H32V210L31 211H29V212H31L29 215H27V217H28V221H29V226H30V229H29V231L31 232V234L30 235H28L29 234V232H27L28 234H25L26 236H27V239L25 238L24 239V235L23 236H21V237H23V241L24 242H22V240L19 242V244L18 245H22L21 247H23L24 249H26L27 250V248L25 247V245L24 244H26V242L29 244V238L28 237H30L31 239H33V237L38 241L39 239H40V237L42 236L41 234H40V232H36L35 233V231H32V229L34 230V228L36 227V226H38L39 227V225L41 224V225H44V226H46L47 224H49V223H51V227L53 228V230L55 231V230H57V228L59 227V223L58 222H56L55 223V225H52V220H53V218H52V220H51V218L50 217H52V216H50L49 214H47L48 212H47ZM55 207V206H54ZM57 207V206H56ZM64 207V206H63ZM82 207H84L83 205L80 207L81 208V210H82ZM87 207V208H88ZM61 207H58V209H60ZM70 208V207H69ZM79 208V209H80ZM84 208H86V207H84ZM56 210V209H55ZM65 210V209H64ZM63 210V211H64ZM80 210V211H81ZM65 211H67V210H65ZM49 212H51V211H49ZM82 212H84V211H82ZM1 213V212H0ZM134 213V212H133ZM13 214V213H12ZM51 214V213H50ZM82 215H83V213H81ZM118 214L117 215H115V216H118ZM11 215V214H10ZM61 215V214H60ZM126 215V214H125ZM97 216V219L95 218ZM98 216H99V218H98ZM124 216V215H123ZM61 217V216H60ZM67 217H68V215H67ZM74 217V216H73ZM136 217V216H135ZM58 218V217H57ZM69 218V217H68ZM124 218V217H123ZM153 218V217H152ZM8 219V218H7ZM60 219V218H59ZM66 219V218H65ZM15 220V219H14ZM67 220H69V219H67ZM108 220V219H107ZM123 220V219H122ZM122 220H120L121 222H122ZM140 220V219H139ZM65 221V220H64ZM63 221V222H64ZM137 221V220H136ZM109 222H111V223H109ZM109 222H107V223H109L108 225L109 226H111V224L114 222V223H116L117 222V220H116V222L115 221H113V220H109ZM68 223V222H67ZM80 223V222H79ZM107 223H106V225H107ZM118 223H120V222H118ZM123 223V222H122ZM3 224V223H2ZM105 224V223H104ZM16 225V224H15ZM50 225V224H49ZM83 225V226H84ZM114 225V224H113ZM134 226L132 227V228H130V230L129 229H127V230H129L128 232H126L125 234H123L121 237H125V236H129V237H131V236H133V237H135V238H138V237H142L141 239H142V241H144L143 240V238L145 239V237H146V239H149L148 241L149 242H153V240L154 239H156V232H157V229H156V225L155 224H153V223H151L150 221H148V220H146V219H142V220H140V222L138 223V224H133ZM14 227V226H13ZM81 227V226H80ZM16 228V227H15ZM37 228V227H36ZM106 228V227H105ZM38 229V228H37ZM39 229H41L40 227H39ZM59 229H60V227L58 228V231H59ZM62 229V228H61ZM84 230V229H83ZM105 230V229H104ZM57 231V232H58ZM61 231H63V230H61ZM52 232V231H51ZM35 233V234H34ZM18 234H19V232H18ZM43 234V233H42ZM60 234V233H59ZM58 236V235H57ZM144 236V237H143ZM132 237V238H133ZM55 238H56V236H55ZM85 239V238H84ZM122 239H119L118 241H121ZM140 240V239H139ZM88 241V240H87ZM108 241V240H107ZM141 241V242H142ZM109 242V241H108ZM140 242V243H141ZM148 242V243H149ZM154 242H155V240H154ZM157 242V241H156ZM5 243V242H4ZM10 243V242H9ZM39 243H40V241H39ZM138 243L137 245H131V246H127L128 248H126L125 247V249H124V251H126V253H122V256H123V258H121V259H113V264H119V262H121V264H128V263H132V264H143V262H145L143 259H145V258H142L143 257V255H144V252L146 253V251L149 249V248H147V247H149V246H145L146 244H147V242H145L146 244H144V243ZM71 244V243H70ZM110 244H112V243H110ZM110 244H108V245H110ZM134 244V243H133ZM69 245V244H68ZM114 246H115V244H113ZM149 245H150V243H149ZM3 246V245H2ZM26 246H27V244H26ZM80 246V245H79ZM114 246H112V249L110 250L109 248H107V247H102V248H100V251H104V252H106V253H109L110 251H113L114 250ZM20 247V248H21ZM9 248V247H8ZM50 248V247H49ZM73 248V247H72ZM159 248H160V252L162 253V252H165L166 250V247H165V243H161V245L159 246ZM24 249H22L21 248V252L24 254L25 252H23L22 250H24ZM74 249H77V248H74ZM9 250V249H8ZM11 251V250H10ZM30 251V250H29ZM37 252L35 249L34 250H32V251H30V252H28V253H32V252ZM149 251V250H148ZM65 252V251H64ZM92 252V251H91ZM11 253V252H10ZM19 253V252H18ZM67 253V252H66ZM26 254V253H25ZM24 254V255H25ZM32 254H34V253H32ZM50 254V253H49ZM49 254H48V256H49ZM53 254V253H52ZM94 254V253H93ZM38 255H39V253H38ZM54 255H55V253H54ZM66 255V254H65ZM82 255H84V254H82ZM81 255V256H82ZM146 255V254H145ZM158 255V254H157ZM18 256V255H17ZM29 256L30 255H28V257H24V258H22V257H14L15 259H14V263L13 264H20V263H24V261H27V258H29ZM32 256H34V255H31L30 257H32ZM37 256V255H36ZM47 256V255H46ZM80 256V255H79ZM85 256V255H84ZM96 256H98L99 257V255L98 254H96ZM102 256V255H101ZM55 257V256H54ZM83 257V256H82ZM48 258V257H47ZM46 258V259H47ZM49 258H51V257H49ZM56 258H58L59 259V257H56ZM54 259V261H56L57 259ZM89 258V257H88ZM100 258V257H99ZM153 258H154V256H153ZM43 259V258H42ZM45 259V258H44ZM45 259V260H46ZM67 259V258H66ZM87 259V258H86ZM85 259V260H86ZM95 259V258H94ZM17 260V261H16ZM29 260V259H28ZM49 260V259H48ZM52 259H50V261H51ZM96 260V259H95ZM157 260V259H156ZM53 262V261H52ZM66 262V261H65ZM70 262V261H69ZM128 262V263H127ZM158 263H159V260L157 261ZM36 263V262H35ZM40 263V262H39ZM43 263V262H42ZM42 263H40V264H42ZM49 264H52V263H50V262H48ZM47 263V264H48ZM146 263H148V262H146ZM151 263V262H150ZM11 264V263H10ZM37 264V263H36ZM46 264V263H45ZM54 264V263H53ZM149 264V263H148Z\"/></svg>", "mask_w": 264, "mask_h": 264}, {"label": "crops", "instance_id": "3", "mask_svg": "<svg viewBox=\"0 0 264 264\" xmlns=\"http://www.w3.org/2000/svg\"><path fill=\"white\" fill-rule=\"evenodd\" d=\"M234 91V137L227 177L230 233L212 217L213 196L205 145L194 141L169 155L168 217L180 264H198L190 255L183 201L201 203L203 264H264V0H247ZM242 47V48H241ZM227 243V248L225 245Z\"/></svg>", "mask_w": 264, "mask_h": 264}, {"label": "built area", "instance_id": "4", "mask_svg": "<svg viewBox=\"0 0 264 264\" xmlns=\"http://www.w3.org/2000/svg\"><path fill=\"white\" fill-rule=\"evenodd\" d=\"M226 41L229 44L241 46V33L237 34L231 30L227 31ZM231 126L226 125L223 129L215 128L210 141L211 150L208 154V169L213 178V191L216 193L212 206V215L216 221L223 223L228 233L230 218L225 209V201L227 199L226 187H228L226 179L231 170L230 155L235 131L234 123ZM221 179L223 180L219 184ZM184 213L190 236L191 255L200 262L205 255V246L202 230V208L199 201L195 198L185 200Z\"/></svg>", "mask_w": 264, "mask_h": 264}, {"label": "trees", "instance_id": "5", "mask_svg": "<svg viewBox=\"0 0 264 264\" xmlns=\"http://www.w3.org/2000/svg\"><path fill=\"white\" fill-rule=\"evenodd\" d=\"M192 99H193V94H192ZM193 102H194V100H193Z\"/></svg>", "mask_w": 264, "mask_h": 264}]
</instances>
